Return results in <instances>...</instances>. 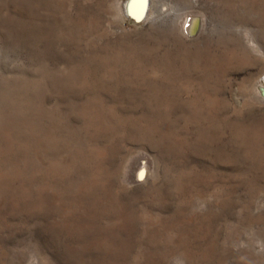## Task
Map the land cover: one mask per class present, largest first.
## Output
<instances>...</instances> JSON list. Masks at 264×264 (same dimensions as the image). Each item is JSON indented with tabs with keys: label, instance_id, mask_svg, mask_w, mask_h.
Here are the masks:
<instances>
[{
	"label": "rangeland",
	"instance_id": "rangeland-1",
	"mask_svg": "<svg viewBox=\"0 0 264 264\" xmlns=\"http://www.w3.org/2000/svg\"><path fill=\"white\" fill-rule=\"evenodd\" d=\"M148 1L0 0V264H264V0Z\"/></svg>",
	"mask_w": 264,
	"mask_h": 264
},
{
	"label": "bare ground",
	"instance_id": "bare-ground-1",
	"mask_svg": "<svg viewBox=\"0 0 264 264\" xmlns=\"http://www.w3.org/2000/svg\"><path fill=\"white\" fill-rule=\"evenodd\" d=\"M149 1L148 0H126L125 3V9L127 13L131 14L132 16L135 17L136 20H141L143 19L148 11L149 7ZM197 24L198 21L197 19L189 21V24L187 26L188 31L190 33H194L197 29ZM263 86H264V79H263Z\"/></svg>",
	"mask_w": 264,
	"mask_h": 264
}]
</instances>
